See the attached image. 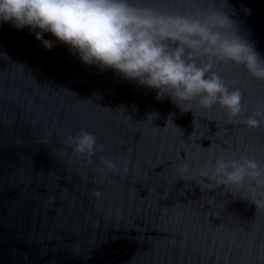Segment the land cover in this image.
<instances>
[{
    "label": "water",
    "instance_id": "water-1",
    "mask_svg": "<svg viewBox=\"0 0 264 264\" xmlns=\"http://www.w3.org/2000/svg\"><path fill=\"white\" fill-rule=\"evenodd\" d=\"M224 3L264 59V0ZM215 70L239 82L245 117L264 106V81L234 64ZM192 111L0 22V264H264V207L243 186L188 178L210 151L264 161V124L229 123L218 105ZM82 129L103 151L73 153L67 139Z\"/></svg>",
    "mask_w": 264,
    "mask_h": 264
},
{
    "label": "clouds",
    "instance_id": "clouds-1",
    "mask_svg": "<svg viewBox=\"0 0 264 264\" xmlns=\"http://www.w3.org/2000/svg\"><path fill=\"white\" fill-rule=\"evenodd\" d=\"M225 7L224 0L219 7L213 3L193 10L168 7L167 0H0V22L18 31L28 27L45 49L63 43L85 65L114 70L124 80L155 90L157 100L170 98L182 112L218 105L229 123L256 129L264 124V106L245 117L239 82H226L215 70L234 64L264 81V59ZM45 33L55 39H43ZM66 143L76 155L103 151L95 135L84 129ZM102 164L109 171L117 167L109 159ZM177 171L182 178L190 173L187 163ZM196 176L211 181L208 188L243 186L250 194L247 199L264 207V161L210 151L188 178Z\"/></svg>",
    "mask_w": 264,
    "mask_h": 264
}]
</instances>
